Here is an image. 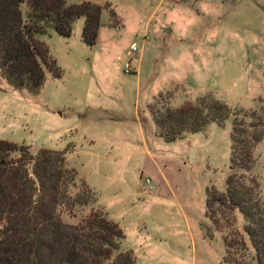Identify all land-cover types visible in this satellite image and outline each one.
Here are the masks:
<instances>
[{
    "label": "rangeland",
    "instance_id": "rangeland-1",
    "mask_svg": "<svg viewBox=\"0 0 264 264\" xmlns=\"http://www.w3.org/2000/svg\"><path fill=\"white\" fill-rule=\"evenodd\" d=\"M91 1L103 5L91 44L82 16L67 35H36L46 48L37 91L0 75V139L63 152L94 199L60 219L105 212L134 264H254L242 215L207 198L225 187L233 114L166 141L152 111L210 96L264 118V0ZM253 154L264 204L262 141Z\"/></svg>",
    "mask_w": 264,
    "mask_h": 264
},
{
    "label": "trees",
    "instance_id": "trees-1",
    "mask_svg": "<svg viewBox=\"0 0 264 264\" xmlns=\"http://www.w3.org/2000/svg\"><path fill=\"white\" fill-rule=\"evenodd\" d=\"M102 7L91 0H0V75L14 87L37 91L44 79L40 61L46 64V48L36 35L48 27L67 35L72 21L82 16L81 38L91 44ZM53 63L48 60L47 69ZM229 114V172L223 192L208 193V204L216 200L242 215L254 264H264V204L248 173L256 161L254 147L262 141L264 148V118L253 109L230 111L223 102L202 96L196 103L185 100L155 109L152 120L158 135L171 141L210 121L222 123ZM93 199L84 182L76 185L63 152H33L27 144L0 139V264H134L131 251L119 248L120 227L105 212L90 210L76 223L60 219L63 206L69 210Z\"/></svg>",
    "mask_w": 264,
    "mask_h": 264
},
{
    "label": "built area",
    "instance_id": "built-area-1",
    "mask_svg": "<svg viewBox=\"0 0 264 264\" xmlns=\"http://www.w3.org/2000/svg\"><path fill=\"white\" fill-rule=\"evenodd\" d=\"M132 47H133V49H134L135 46L133 45ZM127 68H128V67H127V63H126V62L123 63V69H124V71H127Z\"/></svg>",
    "mask_w": 264,
    "mask_h": 264
}]
</instances>
